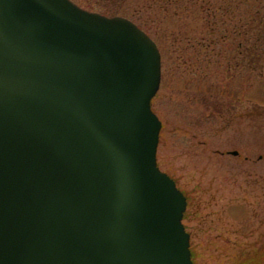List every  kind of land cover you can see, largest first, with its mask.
<instances>
[{
    "label": "water",
    "instance_id": "water-1",
    "mask_svg": "<svg viewBox=\"0 0 264 264\" xmlns=\"http://www.w3.org/2000/svg\"><path fill=\"white\" fill-rule=\"evenodd\" d=\"M161 74L129 19L0 0V264H194L157 164Z\"/></svg>",
    "mask_w": 264,
    "mask_h": 264
},
{
    "label": "rangeland",
    "instance_id": "rangeland-1",
    "mask_svg": "<svg viewBox=\"0 0 264 264\" xmlns=\"http://www.w3.org/2000/svg\"><path fill=\"white\" fill-rule=\"evenodd\" d=\"M73 1L158 45L157 163L187 199L193 263L264 264V52L248 53L264 0Z\"/></svg>",
    "mask_w": 264,
    "mask_h": 264
},
{
    "label": "trees",
    "instance_id": "trees-1",
    "mask_svg": "<svg viewBox=\"0 0 264 264\" xmlns=\"http://www.w3.org/2000/svg\"><path fill=\"white\" fill-rule=\"evenodd\" d=\"M252 31H253L254 40L251 46L249 47L250 51L248 53L249 55H252V59H254L256 62L260 60L258 58L262 57L261 54L264 52V14L261 15L257 25L252 28ZM254 56L257 58H254Z\"/></svg>",
    "mask_w": 264,
    "mask_h": 264
}]
</instances>
